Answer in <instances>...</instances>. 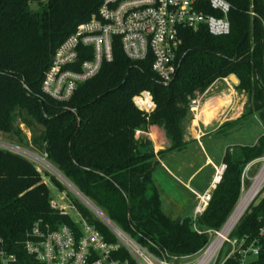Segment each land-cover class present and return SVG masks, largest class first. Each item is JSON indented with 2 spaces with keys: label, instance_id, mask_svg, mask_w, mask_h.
Returning a JSON list of instances; mask_svg holds the SVG:
<instances>
[{
  "label": "trees",
  "instance_id": "1",
  "mask_svg": "<svg viewBox=\"0 0 264 264\" xmlns=\"http://www.w3.org/2000/svg\"><path fill=\"white\" fill-rule=\"evenodd\" d=\"M103 1L49 0L34 10L35 0H0V133L21 134L16 125L20 120L31 131V146L112 221L140 240H153L170 256L192 262L210 237L194 229L192 217H172L163 209L154 180L160 161L151 140L137 137V132L158 125L172 143L158 154L182 150L191 100L232 74L239 79L236 89L247 95V103L237 121L221 128L255 113L264 123V0H227L232 5L228 35L184 29L177 74L169 84L153 71L151 59L128 58L116 38L113 60L104 61L99 73L80 83L68 101H58L42 89L45 74L57 48L97 15ZM91 50L83 48L80 62L89 58ZM142 92L152 95L153 110L135 103ZM263 155L264 137L253 145L226 150V168L196 221L199 229L224 224L240 196L244 166ZM46 175L61 190H68L57 177ZM68 194L105 238L114 241L79 198ZM51 201L34 162L0 149V264H44L25 248L27 234L38 220L53 229L68 224L78 232L73 218L53 208ZM262 212L264 197L240 229L255 228Z\"/></svg>",
  "mask_w": 264,
  "mask_h": 264
},
{
  "label": "built area",
  "instance_id": "2",
  "mask_svg": "<svg viewBox=\"0 0 264 264\" xmlns=\"http://www.w3.org/2000/svg\"><path fill=\"white\" fill-rule=\"evenodd\" d=\"M48 1L35 0V3L46 4ZM231 10L232 5L227 0H104L97 15L80 25L57 48L42 89L58 101H68L80 83L99 73L104 61L113 60L116 38L120 40L128 58L135 61L151 59L153 71L163 84H169L178 70L177 52L182 42L181 32L184 29L198 32L205 28L213 36L228 35L232 29ZM251 14L257 15L256 12ZM88 47L92 48L90 55H87L89 58L80 62L83 48ZM224 79L228 81L229 77ZM199 97L191 100V110L199 104ZM148 98L150 105L143 106L138 100L146 101ZM134 101L146 111L155 107L147 92L137 95ZM0 149L22 155L32 162L39 161V155L12 142L0 139ZM43 159L47 161V157ZM225 168V165L220 168L216 184L220 182ZM55 173L82 198L85 207L115 240H107L96 224L91 223L75 204L64 206L52 200L51 206L61 214H68L67 208L70 206L77 211L80 220H73L79 230L75 231L68 224L53 229L42 220L36 221L25 241L27 252L36 260L44 264H181V258L170 256L153 240H140L123 230L59 171ZM212 191L198 196L192 216L194 229L210 237L192 262L264 264V212L257 215L255 228L250 231L240 229L247 214L264 197V155L244 166L240 196L224 224L218 229L203 231L196 221L211 201Z\"/></svg>",
  "mask_w": 264,
  "mask_h": 264
},
{
  "label": "crops",
  "instance_id": "3",
  "mask_svg": "<svg viewBox=\"0 0 264 264\" xmlns=\"http://www.w3.org/2000/svg\"><path fill=\"white\" fill-rule=\"evenodd\" d=\"M217 84L220 87H217L219 86ZM236 85L230 81V78L228 81L222 78L211 85L218 88L215 94L204 100L201 99V96L199 97V104L194 110L190 109L191 115L184 127L186 145L182 150H170L162 155L158 154L159 151L169 149L172 144L165 129L158 125H151L147 130L137 132V137L151 140L154 153L160 161V165L154 172V180L160 189L163 209L172 217H192L198 196L215 189L219 170L224 166L223 157L226 150L236 146H245L240 142L224 144L215 154L209 153L205 149L204 140L206 138H213L218 141L228 133L237 132L248 119L221 128L225 123L237 121L245 111L247 96L236 89ZM239 93H241L240 97L238 96ZM202 114H205L204 118ZM206 117L209 118L206 119ZM255 143L256 141L253 144ZM200 152L203 156L202 163L196 162V156ZM204 167H210V173L205 179L196 182ZM175 181H178L184 189L178 190ZM200 185H203V190L198 188ZM182 190H186L188 197H185V192ZM190 208L192 209L191 214H186Z\"/></svg>",
  "mask_w": 264,
  "mask_h": 264
},
{
  "label": "rangeland",
  "instance_id": "4",
  "mask_svg": "<svg viewBox=\"0 0 264 264\" xmlns=\"http://www.w3.org/2000/svg\"><path fill=\"white\" fill-rule=\"evenodd\" d=\"M31 7L34 10H38L40 8L39 3H33L31 5ZM217 85H219V84H217ZM217 87H220V85ZM217 87L211 86L208 91H206L204 94L200 95L201 99L204 100V99L208 98L210 95L215 94L218 91ZM147 93L150 94V92H147ZM240 95H241V93L238 94L239 97H240ZM150 96L152 97L151 94H150ZM244 96H245V94H244ZM152 99H153V97H152ZM153 103H154V101H153ZM16 125L21 130V134H17L16 132H11V133L1 132L0 133V139L3 141L15 143V144H17L21 147H24V148H26V149H28V150H30V151H32L35 154L40 156L38 158L39 161H35L34 164L36 165L38 170L43 174V179L49 187L50 197L52 198V200L56 201L59 205H64V206L71 205L72 206L71 203H73V199L68 194V191H70L77 198H79V200L83 203L82 198L79 195H77V193L72 188L68 187L67 184L64 183L65 187H67L68 190H61L59 188V186H57V184L55 182H53L49 176L46 175V173H48L50 175H54L59 180H61L57 176V174L55 173V172H58L55 169V167H53L52 164H50L48 161L43 159V158H46L45 154L35 150L31 146V144H30L31 137H32L31 131L29 129H27L24 126V124L21 123L20 120L16 121ZM263 132H264L263 120L260 119V116L258 114H256V115L254 114V115L249 116L248 119H246V123H244L243 127L241 129H239L237 132H235V133L231 132L230 134L228 133V135L220 138L218 141H216L217 139L206 138L204 140L205 149L207 152L215 154V153L219 152L218 150H220V148L224 144H230V143H235V142L239 143L240 142V144L252 145L255 141L257 142L259 140V138L263 137ZM41 157H43V158H41ZM202 158H203V156L201 155V152H200L199 155L196 156V159H197L196 162L202 163L203 162ZM210 171H211L210 167H204L203 171L198 176L196 182L201 181L202 179H205V177H207V175L210 173ZM222 175H223V173H222ZM175 182L177 184V187L179 188L178 190H180L181 188L184 189L178 181H175ZM198 188L203 190V185L198 186ZM182 191L185 192L186 190H182ZM184 195H185V197H188L187 192H185ZM71 206L69 208H67V212H68L69 216L75 220H80V216L78 215L77 211ZM191 210H192L191 208L188 209V211H186V214H189V213L191 214ZM181 264H194V263L182 261Z\"/></svg>",
  "mask_w": 264,
  "mask_h": 264
},
{
  "label": "bare ground",
  "instance_id": "5",
  "mask_svg": "<svg viewBox=\"0 0 264 264\" xmlns=\"http://www.w3.org/2000/svg\"><path fill=\"white\" fill-rule=\"evenodd\" d=\"M139 100V102L143 105V106H145V105H150V99L148 98V100H140V99H138ZM222 101V100H221ZM209 103V102H208ZM205 105V104H204ZM206 106V105H205ZM222 106V105H221ZM225 106V105H224ZM214 108V107H213ZM216 108H218V107H216ZM209 109V108H208ZM208 109H207V112H208ZM219 109V108H218ZM210 110V109H209ZM206 112V113H207ZM216 112V111H215ZM209 113H211L210 111H209ZM214 113V112H213ZM212 114V113H211ZM203 115V114H202ZM214 115V114H213ZM205 117V114L203 115V118ZM209 118V117H208ZM207 117H206V119H208ZM54 167V166H53ZM56 169V168H55Z\"/></svg>",
  "mask_w": 264,
  "mask_h": 264
},
{
  "label": "water",
  "instance_id": "6",
  "mask_svg": "<svg viewBox=\"0 0 264 264\" xmlns=\"http://www.w3.org/2000/svg\"><path fill=\"white\" fill-rule=\"evenodd\" d=\"M230 80L235 83V84H239V79L237 78L236 75L232 74L229 76ZM222 178V176L220 177V179Z\"/></svg>",
  "mask_w": 264,
  "mask_h": 264
}]
</instances>
